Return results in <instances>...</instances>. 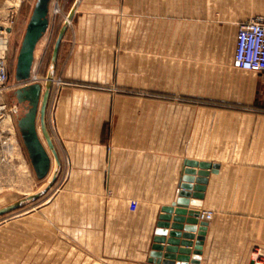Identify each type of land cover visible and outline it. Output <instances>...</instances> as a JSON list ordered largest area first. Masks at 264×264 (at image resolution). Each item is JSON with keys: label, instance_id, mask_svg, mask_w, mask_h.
Listing matches in <instances>:
<instances>
[{"label": "crops", "instance_id": "obj_1", "mask_svg": "<svg viewBox=\"0 0 264 264\" xmlns=\"http://www.w3.org/2000/svg\"><path fill=\"white\" fill-rule=\"evenodd\" d=\"M35 1L0 0V11L23 6L25 32ZM253 18L264 21V0H80L44 116L57 168L37 121L63 188L53 211L43 206L0 229V264H62L46 258L43 225L35 224L50 212L54 252L67 236L80 263L157 264L150 253L158 218L176 200L189 161L214 168L199 202V213L212 217L199 220L206 229L198 264H264V72L233 64L238 26ZM54 31L50 15L31 72L42 87ZM188 57L193 69L174 66ZM58 78L87 86L57 87ZM110 85L181 97L91 88Z\"/></svg>", "mask_w": 264, "mask_h": 264}, {"label": "water", "instance_id": "obj_2", "mask_svg": "<svg viewBox=\"0 0 264 264\" xmlns=\"http://www.w3.org/2000/svg\"><path fill=\"white\" fill-rule=\"evenodd\" d=\"M52 0H36L16 58L14 91L17 103H27V112L17 120L23 146L33 173L38 181L45 180L50 174L51 159L44 149L37 131V121L43 139L49 149L56 168L59 165L57 155L47 134L44 116L46 104L53 83V74L61 41L71 22L80 0H75L61 26L53 45L50 66L45 78V85L31 80L36 46L45 36L50 24V4ZM188 169L181 178L179 191L174 203L162 207L157 223L154 244L150 253V262L157 264H198L205 235L206 222L199 221L200 200L209 172L213 166L207 163L187 162ZM54 169L46 184L36 193L0 208V218L37 201L53 186L58 171ZM192 168V169H191ZM194 169H198L195 171ZM194 184V185H192ZM193 199L189 203L188 199ZM189 207V210L187 208ZM170 232L167 233V230ZM196 233V235H195ZM194 241V243H193ZM166 244V246H164ZM193 248V249H190Z\"/></svg>", "mask_w": 264, "mask_h": 264}, {"label": "rangeland", "instance_id": "obj_3", "mask_svg": "<svg viewBox=\"0 0 264 264\" xmlns=\"http://www.w3.org/2000/svg\"><path fill=\"white\" fill-rule=\"evenodd\" d=\"M60 1H63V3L65 4L64 12L61 11ZM74 1L75 0L51 1L50 15L52 23H55V31L49 46L48 55L51 53V50L53 48L52 46L55 42L54 39L55 37H57V34L61 26L63 25L66 16L69 12V9L72 7ZM55 8L57 11H55ZM23 11V6L22 8L20 7L18 11L16 9L15 3H9L8 9L6 11H0V30H3L5 27H8L11 21L13 23L11 25V31L9 35H7L5 32L3 33L5 38L8 40V53L6 56L8 80L4 85L0 86V106H5L4 110H0V208L36 193L46 184L47 181V178L43 181H38L36 179L31 165L28 161L16 126V119L11 112L13 106H18L14 101L15 98L13 96V91L15 89L14 70L20 43L24 34L23 29L25 27V17H23ZM205 62L206 63L204 65H206V69H212V65L214 63H212V59L209 56L206 57ZM173 63L175 67L183 65L184 67H188L189 69H193V66L197 64L190 57L174 58ZM200 65L202 64L200 63ZM47 66H50V60H48ZM46 70L48 71V69H45L43 72L45 73ZM57 80H60L62 82L61 86L59 87L78 88L82 86H87L83 83L78 82L63 83L64 81L61 78H58ZM91 88L100 89V91L109 90L113 94L120 93L124 94L126 97H138L142 99H176L181 97L177 95L151 92L148 90H138L133 88L117 89V86L116 89H113V85H110L108 89L105 88V86H93ZM20 109H23V106H20ZM55 183L56 180L53 186L45 193V195H43L37 201L25 206L20 210L14 211L6 216L1 217L0 229H4L7 224V221L15 217L17 218L25 216L29 214V212H32L35 209H40L43 206H51L53 198H55V195L58 194L63 188V186L55 185ZM64 206L63 207L66 208V204ZM63 207L62 209H64ZM50 208L51 211L54 210L52 206ZM130 209L132 211L135 209L134 203H130ZM49 216L50 217L41 218L42 222L35 223L43 225L44 227H42V232L44 234L43 236L45 238L47 247L46 258L48 260H51L54 257L58 258L59 256H61L62 264H71V261H77L76 264H85V260L82 263H80L81 260L79 258L75 260V257L77 255L74 250H71V244L67 236L63 237V243L61 248L54 252L52 234H49V232L52 233L53 231V213L50 212ZM47 227L48 229H46ZM80 254L85 253L83 251H80Z\"/></svg>", "mask_w": 264, "mask_h": 264}, {"label": "built area", "instance_id": "obj_4", "mask_svg": "<svg viewBox=\"0 0 264 264\" xmlns=\"http://www.w3.org/2000/svg\"><path fill=\"white\" fill-rule=\"evenodd\" d=\"M12 18V17H11ZM10 18V19H11ZM12 21L8 27L0 30V86L8 80L6 56L8 53V40L4 32L9 35ZM5 41V46L2 43ZM4 45V44H3ZM234 66L243 71L256 73L264 72V21L261 18H253L238 26L236 36V49L234 54ZM57 87L61 86L60 80L54 81ZM17 86V84L15 85ZM5 106H0L4 110ZM211 213H202L199 220H210Z\"/></svg>", "mask_w": 264, "mask_h": 264}, {"label": "flooded vegetation", "instance_id": "obj_5", "mask_svg": "<svg viewBox=\"0 0 264 264\" xmlns=\"http://www.w3.org/2000/svg\"><path fill=\"white\" fill-rule=\"evenodd\" d=\"M17 89V87L14 89V91ZM14 91H13V96H14V98H15V95H14ZM14 101L16 102V104L18 105V106H13L12 107V114L14 115V117H15V119H16V124H17V120L18 119H20L21 117H23V115L27 112V110H28V105H27V103H22V104H19V103H17V101H16V99H14ZM20 106H23V109H20ZM21 110V111H20ZM17 126V125H16ZM19 132V131H18ZM19 135H20V133H19ZM20 138H21V136H20ZM22 141V140H21ZM23 144V143H22ZM24 147V146H23ZM24 150H25V147H24ZM25 153H26V150H25ZM26 155H27V153H26ZM28 158V157H27ZM29 161V160H28Z\"/></svg>", "mask_w": 264, "mask_h": 264}, {"label": "bare ground", "instance_id": "obj_6", "mask_svg": "<svg viewBox=\"0 0 264 264\" xmlns=\"http://www.w3.org/2000/svg\"><path fill=\"white\" fill-rule=\"evenodd\" d=\"M55 11H57L56 8H55ZM3 44H5V41L2 43V46H4Z\"/></svg>", "mask_w": 264, "mask_h": 264}]
</instances>
